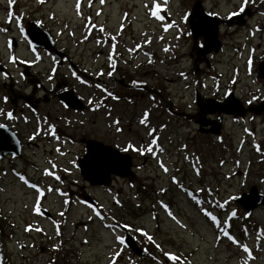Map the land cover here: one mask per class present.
<instances>
[{"label": "rangeland", "instance_id": "374dc122", "mask_svg": "<svg viewBox=\"0 0 264 264\" xmlns=\"http://www.w3.org/2000/svg\"><path fill=\"white\" fill-rule=\"evenodd\" d=\"M145 1L147 0H64V16L60 17V25L54 32L67 46L71 58L80 63L81 69L88 73L90 63L97 57L105 60L109 56L114 57L115 62L131 73V79L148 85L150 74L144 79L148 70L139 72L143 68L138 70L137 67L143 55L148 53L149 59L151 55H155L159 60L156 66L157 78L162 79L159 80L162 84L152 83L153 86L150 87H159V92L170 95V90L181 79L179 72L186 69L183 61L188 47L183 42L176 43L177 38L163 27L162 18L166 19V16L163 15L160 19L156 16V22L153 23L147 19L146 13H143L144 5L150 4ZM179 1L174 0L164 7L171 15L175 16L178 11L182 14L184 9L178 10ZM53 4L54 0H51L48 7ZM164 7L157 11L163 14ZM154 11L156 8L152 12ZM177 19L180 22V18ZM183 41H186L185 37ZM220 69L231 72V67ZM253 81L261 82L257 76L253 75L251 79L243 71L238 91L244 98L249 99L250 87L253 92H258L259 84L253 86ZM210 83L214 85V81ZM159 85H167L166 91H160ZM133 94L129 97V108L124 111L129 119L128 123L124 122L121 126L124 130L122 142H127V127L130 129L127 135L128 150L135 165L136 177L130 180L128 187L117 185L114 191L94 189L91 194L97 203L96 207L78 202L71 206V199L66 191L49 187L37 196V192H29L12 180V176L7 178L11 183L7 181L6 185H2L5 180L0 181V218L10 223L8 233L17 234L18 239L27 244H41L42 236L49 233V239L44 240L49 245L43 246V252L38 251L37 245L32 250L12 255L11 264H125L133 258L136 264H259L262 260L258 254L264 251V243L257 248L254 235L245 236L237 232V222L227 218L225 228H221V224L208 222L211 220L205 219L201 210H212V203L206 205L205 199L213 197L214 200L218 198L226 207L216 208L219 215L239 216L240 209L235 203L237 196L248 192L252 185L261 187L264 192L262 119L250 118L241 123L226 120L222 138H210L208 143L195 138L194 134L190 135L195 129L180 125L182 122L176 126L161 124L160 130L164 132L165 138L159 141L158 147L165 144L166 150L162 156L159 153L155 157L154 149L148 154L147 164L142 165L138 150L142 143L148 145L150 136L147 126L151 123V126L157 127L155 121L158 111L146 109L150 101L145 99L141 103L138 96ZM185 95L189 102V94ZM101 97L102 94H99L98 103L101 102ZM137 103L142 104V107H135ZM122 105H118L115 113L122 112ZM114 118L116 117L112 116L111 121ZM113 126L117 127L114 123ZM92 128L98 138L108 137L110 129L106 121L100 120ZM153 135L151 131V137ZM117 138L118 134L114 131L113 142ZM70 145L65 150H73L69 158L76 160L83 149L78 143ZM42 148L43 143H40L33 158H28L26 169L30 174L34 172L37 178L40 175L46 177L44 181L47 185L58 183L61 170L64 169L71 170V178L73 173L77 176V172L70 169L72 162L69 159L59 158L56 162L53 151L52 154H43ZM46 149L50 152L51 146L48 145ZM159 157L160 161L157 160ZM151 160H154L153 164ZM161 163L167 166V170L157 167L156 164ZM31 164L36 166L31 167ZM53 164L58 166L53 167ZM51 167L58 170L57 177L53 176L54 170ZM176 167L178 185L173 186L171 177L176 175ZM43 168H49L51 174L45 176ZM181 187L187 191H182ZM197 189L199 199L204 202L203 208L196 205ZM163 205L170 209L159 213ZM40 208L52 213L55 221L40 214ZM255 215L256 225L264 229V209ZM121 226L125 227L124 231L135 241L144 233L146 243L153 244L154 253L159 248L163 254H160V258L155 254V261H140L139 256L129 250L131 255L127 259L128 249L118 244L117 240L122 231ZM54 241L59 246L57 249H53ZM137 244L141 248L142 245ZM122 253L124 259L120 257ZM166 256L175 259L177 263L168 260Z\"/></svg>", "mask_w": 264, "mask_h": 264}, {"label": "flooded vegetation", "instance_id": "af4514ba", "mask_svg": "<svg viewBox=\"0 0 264 264\" xmlns=\"http://www.w3.org/2000/svg\"><path fill=\"white\" fill-rule=\"evenodd\" d=\"M50 1L0 0V128L12 133L15 143L11 152L0 160V181L5 180L2 185H6L7 181L11 183L7 178L12 176V180L29 192H37V196L49 187L53 190L66 191L71 199V206L76 202L87 205L81 195L87 197L89 195L95 200L91 194L94 189L114 191L117 185L128 187L130 178L114 174L109 177V185H92L81 174L80 161L85 157L89 141L100 142L121 154L131 153L127 140L130 129L127 127L125 135L127 142H122L124 130L121 126L124 122L128 123L129 119L126 118L124 111L129 108V97L132 93L138 96L141 103H144L145 99L150 101L146 109L158 111L155 121L158 129L156 125L151 126L149 123L147 133L150 141L148 145L142 143L138 150L142 157V165L147 164L148 154L154 149L155 157L159 156V153L162 156L166 150L165 144L158 147L159 141L165 138L164 132L160 130L161 124L176 126L182 122L180 125L195 129L190 135L194 134L195 138L208 143L210 138H222L226 120L241 123L242 120L245 122L246 119L260 118L264 123V0H180L177 3L178 10L184 9V12L182 14L180 11L175 12V16L165 8L174 0L145 1L150 4L144 5L143 13H146L147 19L153 23L156 22V16L159 19L163 15L166 16V19L162 18L163 27L169 29L177 38L176 43L183 42V45L188 47L183 61L186 63V69L179 72L181 79L176 82L175 88L170 90V95L159 92L157 89L159 87H150L153 86L152 83L160 82L162 79L157 78L156 66L159 60L155 55H151L149 59L148 53L142 56L141 64L139 63L137 67L138 70L143 68L139 72L148 70L149 73L144 75L146 79L145 77L150 74L148 85L131 79V73L115 62L114 57L108 56L105 60L97 57L90 63L89 73L82 70V65L71 58L67 46L54 32L60 25V17L64 16V0H54V4L48 7ZM160 7H164L163 14L157 11ZM155 8L156 11L152 12ZM177 17L180 18V22ZM35 35L38 36L37 39L34 38ZM184 37L186 41H183ZM37 41L42 45L40 46ZM242 63L244 65H241ZM225 67H231V72L220 69ZM243 71L251 79L255 75L261 81L252 82L253 86L259 84L258 92H253L250 87L249 99L244 98L238 91ZM213 81L214 85H211L210 82ZM159 86L160 91H166L167 85ZM99 94H102V97L98 103ZM185 94H189V102L186 101ZM117 104H125L122 105L121 113H115V109L119 108ZM135 107L141 108L142 104L137 103ZM112 116L116 117L113 121ZM100 120L106 121L110 129L105 139L98 138L92 128ZM152 120L154 121V118ZM113 123L116 124V128ZM114 131L118 138L113 142ZM151 131L154 133L152 137ZM40 143H43L42 153L52 154L53 151L56 162L59 158L71 159L69 156L73 150H65L70 143V146L75 143L81 145L83 153L78 155L76 160H70L72 162L70 169L76 171L77 176L75 177L73 173L71 178L69 175L71 170L64 169L61 170L56 185H47L44 181L46 177L40 175L37 178L34 172L30 174L26 169L28 158H33L34 151ZM48 145L51 146L50 152L46 149ZM160 158L157 160L160 161ZM151 162L153 164L154 160ZM156 165L167 170V166L162 163ZM35 166L36 164H31V167ZM92 166L90 164V167ZM45 168L44 175L51 174L49 168ZM52 169L53 176L57 177L58 170ZM175 174L171 177L173 186L178 185L177 167ZM253 187L264 195L261 187L252 185L248 192H243L239 196L249 193ZM180 189L185 190L184 187ZM198 192L197 189L196 205L203 208L204 202L199 199ZM205 200L206 205L212 203V210L207 211L204 208L201 210L205 215L203 217L211 220L208 222L221 224L223 226L221 228H225L229 218L237 222L238 227H235L237 232L245 236L248 234L255 236L254 244L257 248L264 243V229L256 225L255 219V214L264 209V205H259L249 212L235 199L241 215L227 217L216 212V208H226L218 198L214 200L211 197ZM168 208L170 209L163 205L159 213ZM43 211L47 210L39 209L40 214H44L43 216L50 221H55L52 213L48 211L49 213L45 214ZM3 219L0 218V264H11L10 257L16 253L22 254V251L32 250L37 245L38 251L43 252V246L49 245V242L44 241L46 238L49 239V233H46L45 237L42 236L41 244L21 242L17 234L8 233L10 223ZM53 227L55 228L56 224ZM121 229L118 244L128 249L126 254L129 255L127 258L129 259L130 249L125 240L128 233L124 231V226H121ZM143 235L144 233H141L137 238L144 250L139 256L140 261L153 260L155 254L160 258V254H163L161 250L155 247L157 251L154 253L153 244L150 242L147 244ZM55 242L52 244L53 249L59 247ZM123 253L121 259L125 258ZM258 255L262 260L259 264H264V251ZM167 259L177 263L175 259L170 257ZM125 264H136V260L133 258Z\"/></svg>", "mask_w": 264, "mask_h": 264}, {"label": "water", "instance_id": "95a60500", "mask_svg": "<svg viewBox=\"0 0 264 264\" xmlns=\"http://www.w3.org/2000/svg\"><path fill=\"white\" fill-rule=\"evenodd\" d=\"M34 38L37 39L38 36L35 35ZM37 43L40 46L42 45L38 41ZM68 104L70 105V103ZM13 139L14 135L12 133L7 132L4 128H0V160L11 152V148L15 144L13 143ZM90 164L93 166L90 167ZM132 167L133 163L130 155L121 154L117 150L95 141L87 143L85 157L80 161L81 174L85 180L94 186L109 185V177L112 174L132 179L135 177ZM81 197L91 206H97L96 202L89 196L81 195ZM236 201L243 204L244 208L249 212H252L257 206L264 205V195L260 194L253 187L249 193L239 196ZM126 242L136 255L141 256L143 254V250L130 234L127 235Z\"/></svg>", "mask_w": 264, "mask_h": 264}]
</instances>
